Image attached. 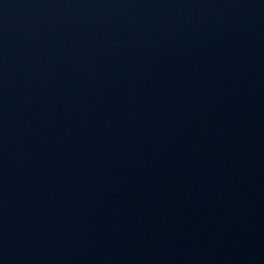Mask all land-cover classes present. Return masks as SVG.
Masks as SVG:
<instances>
[{
	"label": "water",
	"instance_id": "1",
	"mask_svg": "<svg viewBox=\"0 0 264 264\" xmlns=\"http://www.w3.org/2000/svg\"><path fill=\"white\" fill-rule=\"evenodd\" d=\"M0 264H264V0H0Z\"/></svg>",
	"mask_w": 264,
	"mask_h": 264
}]
</instances>
